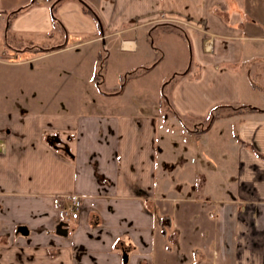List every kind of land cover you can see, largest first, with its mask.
Returning <instances> with one entry per match:
<instances>
[{"label": "crops", "instance_id": "obj_1", "mask_svg": "<svg viewBox=\"0 0 264 264\" xmlns=\"http://www.w3.org/2000/svg\"><path fill=\"white\" fill-rule=\"evenodd\" d=\"M159 131L183 138L174 185ZM260 156L264 0H0V264H166L161 216L203 198L228 263L264 264Z\"/></svg>", "mask_w": 264, "mask_h": 264}, {"label": "rangeland", "instance_id": "obj_2", "mask_svg": "<svg viewBox=\"0 0 264 264\" xmlns=\"http://www.w3.org/2000/svg\"><path fill=\"white\" fill-rule=\"evenodd\" d=\"M98 71L100 77L102 72L101 68H99ZM210 120H212V116H209L206 122L208 123ZM192 128H194V126H192ZM176 129H181V127ZM222 133L224 134V131ZM223 134L222 137L224 136ZM187 135L190 140H196L197 138V136L193 133ZM168 137L170 140L167 143V153L166 149L163 150L162 146H160L161 141L164 138V132L159 131L158 153L165 154L168 160V168L173 169V175L172 177H170V180L171 184L174 185L178 162L180 160V158H178V152L176 150V142L183 143L181 141L183 138L181 133L178 131L174 132V134L172 135L169 134ZM184 138L185 140H187L186 137ZM212 138L213 134H210V137L203 138V141L208 143ZM196 158L200 159L196 152L189 153V156L187 157L185 161L186 163L184 165L188 168H202L201 171L205 173L207 172V169L211 168L213 171L215 170V174L211 173L210 176L215 175L216 177H218V174L220 173V168L218 166L207 168L204 166V163H202L203 161L201 159V163H198V160L196 163H193ZM161 164L163 165L162 159H159V167L161 166ZM162 167L164 166H161V168ZM179 168H181V166H179ZM190 177H192V173L190 174ZM187 185L189 186V188H191L190 181ZM209 195L210 200H219L220 198H223V193H209ZM227 196L229 197L228 193L225 195V197ZM204 200L206 199L203 198L202 202H197L193 206H169L166 212H164V217L161 216L160 220L165 222V225H163V234L165 237H167L170 244L175 243L177 235H180V237L182 238L181 244H179L178 246L168 245L169 256H167L168 262L166 264H171V261L173 259H175V263H179L181 255H184V261L186 262V264L187 259L188 264H190V260L196 255H203L205 256V260L208 261H212L214 259V263L216 264L223 263V261L229 264V260H227L228 253L232 255L234 254L233 249L231 250V244L234 243L231 242L232 239L230 238V235L233 231L231 229H225V225H228V222L222 214L217 212L216 208L219 206V204L215 201ZM168 204L172 203L169 202ZM194 260L196 262L197 258H194ZM207 263L208 262H206V264ZM209 264H211V262H209Z\"/></svg>", "mask_w": 264, "mask_h": 264}, {"label": "built area", "instance_id": "obj_3", "mask_svg": "<svg viewBox=\"0 0 264 264\" xmlns=\"http://www.w3.org/2000/svg\"><path fill=\"white\" fill-rule=\"evenodd\" d=\"M48 2V0H45ZM81 209V201L79 198H73L70 203L61 209H59V217L63 219H72L75 220L79 216V212Z\"/></svg>", "mask_w": 264, "mask_h": 264}, {"label": "trees", "instance_id": "obj_4", "mask_svg": "<svg viewBox=\"0 0 264 264\" xmlns=\"http://www.w3.org/2000/svg\"><path fill=\"white\" fill-rule=\"evenodd\" d=\"M59 1H62V0H59ZM83 6H84V9H85V12L87 14L91 15L97 21V23L99 24V26H101V23H100V20H99L97 14L90 7H88L86 4L83 3ZM12 14L14 15V13H12ZM247 109L252 110V108H247ZM247 109H245V110H247ZM210 116L213 117L214 116V112H211V115ZM260 158H262L264 160V157H261L260 156Z\"/></svg>", "mask_w": 264, "mask_h": 264}, {"label": "water", "instance_id": "obj_5", "mask_svg": "<svg viewBox=\"0 0 264 264\" xmlns=\"http://www.w3.org/2000/svg\"><path fill=\"white\" fill-rule=\"evenodd\" d=\"M63 223H59L58 230H62Z\"/></svg>", "mask_w": 264, "mask_h": 264}]
</instances>
